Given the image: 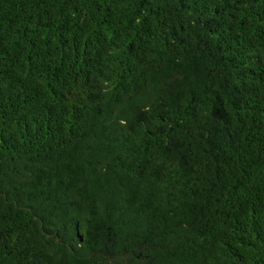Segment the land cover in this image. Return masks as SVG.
Listing matches in <instances>:
<instances>
[{"label":"trees","instance_id":"1","mask_svg":"<svg viewBox=\"0 0 264 264\" xmlns=\"http://www.w3.org/2000/svg\"><path fill=\"white\" fill-rule=\"evenodd\" d=\"M0 264H264V0H0Z\"/></svg>","mask_w":264,"mask_h":264}]
</instances>
